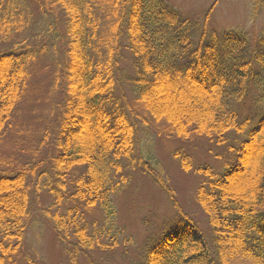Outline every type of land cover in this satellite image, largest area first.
<instances>
[{"label":"trees","instance_id":"obj_1","mask_svg":"<svg viewBox=\"0 0 264 264\" xmlns=\"http://www.w3.org/2000/svg\"><path fill=\"white\" fill-rule=\"evenodd\" d=\"M209 13L200 23L162 0H0V44L12 41L0 52V143L25 93L28 67L46 49L60 53L52 90L61 95L57 126L43 131V142L56 150L51 171L36 174L39 164L25 163L0 172V264L19 258L42 176L52 198L42 212L69 261L83 256L101 264L91 255L131 244L112 205L127 181L123 160L137 162L178 213L174 228L146 241L130 264H264V114L248 129L236 110L253 86L264 97V39L251 53L245 38L208 31ZM122 48L132 57L130 80L120 68ZM126 81L146 112L180 140L194 135L220 146L231 133L244 137L221 174L193 169L203 177L195 201L205 228L183 213L159 172L132 157L137 116L119 91ZM164 83L186 88L199 104L187 116L158 110L150 96ZM177 156L191 171L190 158ZM93 209L102 220L86 219L82 210ZM120 253L129 259L128 248Z\"/></svg>","mask_w":264,"mask_h":264},{"label":"rangeland","instance_id":"obj_2","mask_svg":"<svg viewBox=\"0 0 264 264\" xmlns=\"http://www.w3.org/2000/svg\"><path fill=\"white\" fill-rule=\"evenodd\" d=\"M162 1L183 17L200 23L210 11L208 31H214L218 35L224 32L239 35L249 43L251 53L260 50V40L264 39V0ZM11 42L0 44V52L9 50ZM124 44L123 42L122 45ZM47 54L46 49V53L41 54L28 67L25 93L13 114L12 126L6 131L0 143V172L10 171L26 163L39 164L35 173L41 174L49 170L51 157L56 153L53 141L43 142V131L57 126L61 95L52 90V83L54 71L60 61V53ZM122 56L120 68L130 80L133 76L132 57L126 48H122ZM128 81L121 84L119 91L126 94L137 116L135 122L138 147L132 157L138 162L141 161L139 158H142L159 172L166 186L173 190L175 200L183 213L198 222L201 228H205L206 218L195 201V190L203 177L195 174L193 169L207 166L213 172L221 174L227 166L234 164L236 153L233 148L244 137L231 133L229 143L220 146L194 135L187 140H180L173 135L167 124L156 122L137 102L133 84ZM150 97L155 100L154 106L157 104L158 110L165 112L174 110L182 116H187L188 112H191L192 103L199 104L192 99L186 88L170 83L155 87ZM236 110L238 119L240 121L247 119L248 129H251L264 114V97L253 86L247 99L238 105ZM177 154H185L190 158L191 171L184 172L181 169ZM122 163L127 181L121 192L114 196L112 205L115 210V224L124 229L122 239L131 238L132 243L125 246V249L121 245L114 254L97 252L91 255L94 261L101 264H130L141 253L146 241L158 239L174 228L178 219V213L168 196L152 178L140 172L137 162L131 165L127 160H123ZM45 180L46 176H42L38 193L34 187L32 189L26 236L15 264H89L83 256L77 257L72 263L58 244L42 212L52 204L48 190L42 187ZM67 186L71 189L69 184ZM82 211L89 221L102 220L101 210ZM127 248L129 259H123L120 252Z\"/></svg>","mask_w":264,"mask_h":264}]
</instances>
